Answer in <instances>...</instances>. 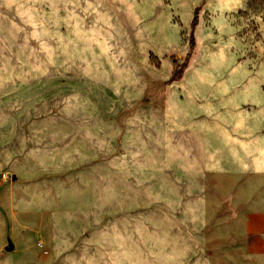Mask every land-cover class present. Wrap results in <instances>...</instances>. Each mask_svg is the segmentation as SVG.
<instances>
[{
	"label": "rangeland",
	"instance_id": "1",
	"mask_svg": "<svg viewBox=\"0 0 264 264\" xmlns=\"http://www.w3.org/2000/svg\"><path fill=\"white\" fill-rule=\"evenodd\" d=\"M0 264H264V0H0Z\"/></svg>",
	"mask_w": 264,
	"mask_h": 264
},
{
	"label": "trees",
	"instance_id": "2",
	"mask_svg": "<svg viewBox=\"0 0 264 264\" xmlns=\"http://www.w3.org/2000/svg\"><path fill=\"white\" fill-rule=\"evenodd\" d=\"M197 22H198V19H197V15L196 17L194 18V21H193V28L196 27L197 25ZM194 48V43H192V46H191V49ZM190 59V55L188 56V60ZM183 73L182 71L181 72H175L174 73V79H180L182 77Z\"/></svg>",
	"mask_w": 264,
	"mask_h": 264
},
{
	"label": "water",
	"instance_id": "3",
	"mask_svg": "<svg viewBox=\"0 0 264 264\" xmlns=\"http://www.w3.org/2000/svg\"><path fill=\"white\" fill-rule=\"evenodd\" d=\"M15 179V178H14ZM12 251V248L9 249V252Z\"/></svg>",
	"mask_w": 264,
	"mask_h": 264
}]
</instances>
